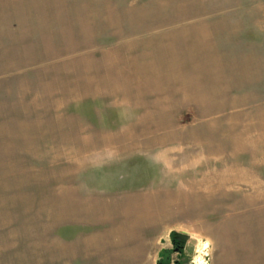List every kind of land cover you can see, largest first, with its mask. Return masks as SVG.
<instances>
[{
  "label": "rangeland",
  "instance_id": "374dc122",
  "mask_svg": "<svg viewBox=\"0 0 264 264\" xmlns=\"http://www.w3.org/2000/svg\"><path fill=\"white\" fill-rule=\"evenodd\" d=\"M252 191L264 0H0V264H200Z\"/></svg>",
  "mask_w": 264,
  "mask_h": 264
},
{
  "label": "crops",
  "instance_id": "0c3cea01",
  "mask_svg": "<svg viewBox=\"0 0 264 264\" xmlns=\"http://www.w3.org/2000/svg\"><path fill=\"white\" fill-rule=\"evenodd\" d=\"M245 199L221 218H230L233 225L209 231L212 239L204 243L206 253L200 252L205 264H264V191L248 192Z\"/></svg>",
  "mask_w": 264,
  "mask_h": 264
},
{
  "label": "water",
  "instance_id": "95a60500",
  "mask_svg": "<svg viewBox=\"0 0 264 264\" xmlns=\"http://www.w3.org/2000/svg\"><path fill=\"white\" fill-rule=\"evenodd\" d=\"M190 238V234L184 231H175L173 235V240L180 241L183 244H187Z\"/></svg>",
  "mask_w": 264,
  "mask_h": 264
},
{
  "label": "flooded vegetation",
  "instance_id": "af4514ba",
  "mask_svg": "<svg viewBox=\"0 0 264 264\" xmlns=\"http://www.w3.org/2000/svg\"><path fill=\"white\" fill-rule=\"evenodd\" d=\"M176 251L180 252L186 244L181 243L180 241L174 240Z\"/></svg>",
  "mask_w": 264,
  "mask_h": 264
},
{
  "label": "bare ground",
  "instance_id": "6f19581e",
  "mask_svg": "<svg viewBox=\"0 0 264 264\" xmlns=\"http://www.w3.org/2000/svg\"><path fill=\"white\" fill-rule=\"evenodd\" d=\"M205 245H206V244H205ZM201 250H203V248H202ZM201 257H202V256H201ZM200 262H201L200 264H204V262H203V261H201V260H200Z\"/></svg>",
  "mask_w": 264,
  "mask_h": 264
}]
</instances>
